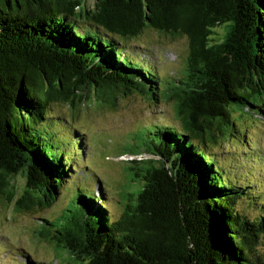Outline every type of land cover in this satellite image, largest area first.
<instances>
[{
  "label": "trees",
  "instance_id": "1",
  "mask_svg": "<svg viewBox=\"0 0 264 264\" xmlns=\"http://www.w3.org/2000/svg\"><path fill=\"white\" fill-rule=\"evenodd\" d=\"M220 25L228 33L219 41ZM147 29L188 38L179 78L164 80L130 50ZM92 93L113 106L119 93L166 98L175 120L134 133L125 153L141 156L126 160L137 184L118 218L97 176V190L78 185L58 216L41 220L47 241L84 264H264V210L236 208L245 197L264 205V189L225 177L213 151L237 130L244 138L242 117L264 121V0H0V194L16 209L50 207L78 178L86 133L56 121L65 139L50 112L76 111ZM252 159L261 164L262 152Z\"/></svg>",
  "mask_w": 264,
  "mask_h": 264
},
{
  "label": "rangeland",
  "instance_id": "2",
  "mask_svg": "<svg viewBox=\"0 0 264 264\" xmlns=\"http://www.w3.org/2000/svg\"><path fill=\"white\" fill-rule=\"evenodd\" d=\"M86 5L94 7L95 0H86ZM215 31L217 34L214 37L220 41L226 37L228 27L220 25L215 28ZM128 46L130 50L136 51L139 59L153 62L164 80L181 76L189 51V41L186 36L172 38L155 29L145 30L141 36L128 41ZM173 104L166 98L155 103L141 93L117 94L116 106L97 99L94 93L76 111L68 105L55 104L50 112L53 115L50 121L54 129H58L56 121L62 120L69 125L67 126L69 130L72 131L75 127L86 133L87 156L84 155L77 161L78 174L82 176L77 175L78 178L71 181L64 192L47 208L16 209L15 201L9 202L0 194V264H26L28 261L22 255L24 253H29V257L34 262L84 264L74 259L68 252H59L53 243L43 237L44 231L41 229V224L44 222L41 220L44 217L58 216L72 200L78 185L97 190V176L104 181L111 214L114 218H118L137 184L131 180L132 172L129 166L132 164L126 161L130 155L125 153V149L134 143V133L140 127L157 121L159 117H165L173 122L175 120ZM233 115L236 117L239 113H233ZM258 118L255 116L251 119L248 115L242 117L241 127L246 128L244 138L242 139V135L237 130L235 133L237 138L222 142L219 149H213V151L216 152L217 158L224 162L225 177L254 182L257 179L259 183L253 185V188L259 191L264 189V176L261 170L264 169V160H260L262 163H256L257 165L251 162L257 152H262L264 158V121L260 119L261 117ZM67 128L65 131L58 129L64 138ZM68 139H70L69 147H65L64 150L72 153L76 144L72 142L71 137ZM224 149H227L226 154L222 151ZM243 149H247V152L244 153ZM14 182L17 185L18 194H21L26 187L25 176L23 174L16 176ZM263 198L264 192L261 193L257 202ZM236 208L249 217H258L261 209L264 210V205L256 204L245 197L236 203ZM259 251L264 257V236L260 242Z\"/></svg>",
  "mask_w": 264,
  "mask_h": 264
},
{
  "label": "built area",
  "instance_id": "3",
  "mask_svg": "<svg viewBox=\"0 0 264 264\" xmlns=\"http://www.w3.org/2000/svg\"><path fill=\"white\" fill-rule=\"evenodd\" d=\"M141 158V156H139V155H136V156H133V155H130V157L128 158V159H133V158Z\"/></svg>",
  "mask_w": 264,
  "mask_h": 264
},
{
  "label": "water",
  "instance_id": "4",
  "mask_svg": "<svg viewBox=\"0 0 264 264\" xmlns=\"http://www.w3.org/2000/svg\"><path fill=\"white\" fill-rule=\"evenodd\" d=\"M149 157H152L153 158L154 156L153 155H151V156L149 155Z\"/></svg>",
  "mask_w": 264,
  "mask_h": 264
}]
</instances>
